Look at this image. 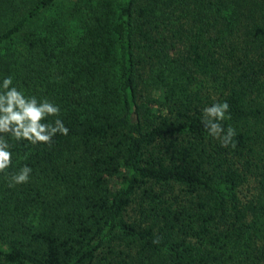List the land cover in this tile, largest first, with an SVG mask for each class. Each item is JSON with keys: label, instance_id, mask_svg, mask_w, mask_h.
<instances>
[{"label": "trees", "instance_id": "trees-1", "mask_svg": "<svg viewBox=\"0 0 264 264\" xmlns=\"http://www.w3.org/2000/svg\"><path fill=\"white\" fill-rule=\"evenodd\" d=\"M59 1L0 0V49L26 54L13 86L68 129L9 137L0 264H264V204L240 197L264 193V0H83L32 28ZM217 102L235 148L202 123Z\"/></svg>", "mask_w": 264, "mask_h": 264}, {"label": "clouds", "instance_id": "clouds-1", "mask_svg": "<svg viewBox=\"0 0 264 264\" xmlns=\"http://www.w3.org/2000/svg\"><path fill=\"white\" fill-rule=\"evenodd\" d=\"M59 115V106L47 99L38 100L34 95H26L23 90L13 86L12 77L4 78L0 83V173H6L12 165L9 137L17 144L26 141L33 146H50L57 134L67 136L68 129ZM49 117L56 119L46 123ZM230 118L227 102L213 103L203 109L202 123L209 136L220 140L222 147L231 145L235 148V129L229 127L224 133L221 126L223 121ZM31 173L30 167H21L11 175L9 186L27 183Z\"/></svg>", "mask_w": 264, "mask_h": 264}, {"label": "rangeland", "instance_id": "rangeland-1", "mask_svg": "<svg viewBox=\"0 0 264 264\" xmlns=\"http://www.w3.org/2000/svg\"><path fill=\"white\" fill-rule=\"evenodd\" d=\"M83 0H61L55 4L51 9L41 15L37 21L32 25V28L37 26H49L54 21L62 23L63 20L71 17V13L76 9L77 4ZM82 3V2H81ZM26 59V54L22 51L21 47H17L16 50H9L6 47L0 49V66L2 63L7 65V70H0V82L6 77H12L13 84L18 81V76H21L18 71L23 69V63ZM18 88V87H17ZM23 90L22 87L18 88ZM240 197L243 201L259 198L264 204V193L258 189V186L254 182L245 184L240 190Z\"/></svg>", "mask_w": 264, "mask_h": 264}]
</instances>
